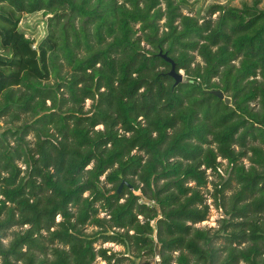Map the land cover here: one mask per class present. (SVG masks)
Segmentation results:
<instances>
[{
	"label": "trees",
	"instance_id": "1",
	"mask_svg": "<svg viewBox=\"0 0 264 264\" xmlns=\"http://www.w3.org/2000/svg\"><path fill=\"white\" fill-rule=\"evenodd\" d=\"M261 3L214 4L200 21L175 0H0V118H33L7 128L0 142L3 264L111 262L114 255L94 247L99 238L157 254L161 264H264ZM42 10L53 16L34 46L19 24ZM160 51L187 81L175 84ZM60 52L73 68L69 77L60 74ZM219 159L229 169L224 181ZM209 170L220 178L216 200L238 185L213 233L195 226L209 215L202 192ZM138 189L153 204L139 202ZM97 202L108 218L97 216ZM87 224L100 230L88 234ZM25 225L3 243L7 229Z\"/></svg>",
	"mask_w": 264,
	"mask_h": 264
},
{
	"label": "rangeland",
	"instance_id": "2",
	"mask_svg": "<svg viewBox=\"0 0 264 264\" xmlns=\"http://www.w3.org/2000/svg\"><path fill=\"white\" fill-rule=\"evenodd\" d=\"M175 2L180 5V10L183 14L185 15H190L197 17L201 21V17L207 16L208 9L211 5L214 4H222V5H230V6H235V7H242L244 3H251L252 0H175ZM260 8H264V0H262V3L260 5ZM217 14H214L216 16ZM52 14H49L45 11H38L35 13L31 14H23L19 27L20 29L25 32L26 36L29 37L34 41V46H37L43 38L46 37V35L49 32V23H50V17H52ZM213 16V17H214ZM164 20L161 21V25L163 24ZM76 24L78 25V20L76 21ZM136 29L139 28V24L135 26ZM163 29V28H161ZM138 35H141V32H138ZM142 45L147 48L154 50L151 48L149 45H146L145 42H142ZM85 51L83 47L79 50V54H84ZM59 59L58 62L61 65L59 70L60 74L62 76H67L69 77L70 74L73 72V68L71 65H69L62 55V53H59ZM195 62H200L202 63V59L196 55ZM183 72V82L188 80V76L185 74L184 70H181ZM51 84H55L57 82L55 75H51L49 80ZM64 92V89L61 88L59 91V95L61 96L62 93ZM65 96H67V93H65ZM48 104H50V101H47ZM93 104L92 99H86L84 102V111L88 112L91 110ZM33 121V118L29 114H19V116L12 117V115H6L0 118V142L5 139L3 136V132L7 130V128H12L15 129L18 126H22L24 123H31ZM103 125H97L95 128H102ZM53 131V130H52ZM36 132L33 130H30L28 135L25 136V140L29 142V147L33 148L34 143L36 141ZM6 140L11 143V145L16 146L17 142L14 137L8 135L6 137ZM222 164L220 166V171L221 175L223 176V180H226L229 176L228 174V166H227V161L226 160H221L219 159ZM245 164L248 166L249 161L247 158H244ZM17 164L24 170L26 168V165L22 161H17ZM92 165L88 166L91 167ZM208 173V179L209 183L207 184L206 187L203 188L202 192H204L206 198H207V203L210 206L209 209V215L207 219L201 223L195 224V226L201 228V229H212L211 233H213L215 230H217L221 226V220L226 216L225 215V201L226 198L234 194V192L237 190L238 185L233 182L229 187H227L224 190V198H221L220 195L218 196V200L214 198V186H213V181L214 182H219L220 178L217 177L214 173H212L210 170L207 172ZM103 179V177H102ZM191 185V183H188ZM134 193L139 195V202L141 203H147L149 205L153 204L152 201H150L148 198H146L144 195H142V192L140 189L134 190ZM89 192H86L84 196H88ZM122 199L121 201H123ZM98 209L97 216L101 218H108V212L105 211V209L101 206L100 202H97L95 205ZM141 220H143V217L139 215ZM56 222H59L62 220L61 215H57L55 218ZM151 224L155 226L156 220L152 221ZM28 226L25 225L23 227L20 226H14L10 229H7L6 232L4 233V237L2 238L3 243L9 244V242L13 238V234L15 231H20L23 230L24 228H27ZM156 227V226H155ZM54 229V228H52ZM100 230V227L94 225V224H87L84 226V231L88 234H93ZM43 234H47L45 230L42 231ZM155 241L157 239V232H154L153 235ZM221 240L215 242L216 246L221 245ZM58 245V244H55ZM94 247L96 249L99 248H105L108 251L109 255H114L111 262L102 258V257H97L95 262L93 264H161L160 263V258L159 255H154V256H149L146 255V253H141L138 254L137 251L133 247L125 246L123 244H118L115 242H110V241H105L103 238H99L95 243ZM25 250V249H24ZM173 256L176 257L178 256L179 252L178 251H173L172 252ZM20 263V262H17ZM0 264L2 263V259L0 258ZM172 264H177L173 261ZM244 264V263H240Z\"/></svg>",
	"mask_w": 264,
	"mask_h": 264
},
{
	"label": "water",
	"instance_id": "3",
	"mask_svg": "<svg viewBox=\"0 0 264 264\" xmlns=\"http://www.w3.org/2000/svg\"><path fill=\"white\" fill-rule=\"evenodd\" d=\"M159 55H161L169 64H171L169 75L175 80V84L178 85L182 83L184 81L183 72L181 70L176 69L174 60L167 53H163L162 51L159 52ZM212 93L215 96H217L220 100H224L226 104H230L231 98L226 96L222 90L215 89V90H212ZM121 188H122V185L119 186L116 192H119Z\"/></svg>",
	"mask_w": 264,
	"mask_h": 264
}]
</instances>
